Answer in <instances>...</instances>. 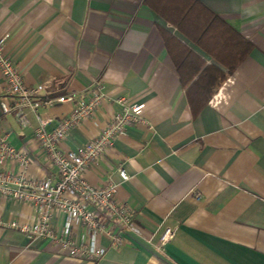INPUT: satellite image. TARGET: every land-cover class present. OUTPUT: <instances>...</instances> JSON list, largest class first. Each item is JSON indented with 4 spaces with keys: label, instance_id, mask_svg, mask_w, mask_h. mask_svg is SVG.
<instances>
[{
    "label": "crops",
    "instance_id": "0c3cea01",
    "mask_svg": "<svg viewBox=\"0 0 264 264\" xmlns=\"http://www.w3.org/2000/svg\"><path fill=\"white\" fill-rule=\"evenodd\" d=\"M198 1L248 40L251 50L191 117L156 28L217 64L142 0H0V41L24 85H42L41 100L75 98L40 108L48 131L96 84L103 89L104 100L91 118L70 129L62 152L96 137L120 98L142 104L145 121L117 135L85 174L101 187L108 179L119 182L117 169L125 172L117 199L132 210L136 232L125 234L119 246L99 239L106 254L97 261L75 260L51 241L12 227L35 223L36 213L0 195V264H264V0ZM10 102L0 73V103ZM25 111L22 127L0 107V135L29 160L25 168L7 163L4 169L55 181L57 169L35 140L38 123ZM67 224L68 237L80 242V224L54 212L57 232ZM166 228L173 235L157 249Z\"/></svg>",
    "mask_w": 264,
    "mask_h": 264
},
{
    "label": "built area",
    "instance_id": "2783aa9c",
    "mask_svg": "<svg viewBox=\"0 0 264 264\" xmlns=\"http://www.w3.org/2000/svg\"><path fill=\"white\" fill-rule=\"evenodd\" d=\"M3 43L1 40L0 73L5 83V94L11 102L0 103L1 110L4 114L13 113L22 127L27 125L25 110L33 113L38 123L35 140L58 174L54 181L49 177L35 180L24 174L7 172L4 169L7 163L25 168L29 160L25 152L16 150L10 144L7 135H0V195L31 205L37 216L33 224L14 223L11 226L30 239L51 241L72 259L97 261L106 254V248L99 243V239H107L110 245L119 246L124 235L136 232V229L132 210L117 199L119 184L127 180L125 172L117 169L119 182L108 179L101 187L91 185L85 174L106 155L117 135L131 125L145 122L142 118L143 105L125 98L118 99V111L96 137L76 150L62 152L60 145L70 129L91 118L104 100L102 87L96 84L86 98L78 100L68 117L48 131L46 126L49 121L41 118L40 108L54 103H71L75 100L74 96L41 100L40 95L45 88L42 85L33 88L24 85L19 67L4 53ZM56 211L65 214L68 221L80 224L85 233L80 242L68 237V224L65 232L55 230L53 214ZM172 235V229H164L157 239L156 248L162 249Z\"/></svg>",
    "mask_w": 264,
    "mask_h": 264
},
{
    "label": "trees",
    "instance_id": "16d2710c",
    "mask_svg": "<svg viewBox=\"0 0 264 264\" xmlns=\"http://www.w3.org/2000/svg\"><path fill=\"white\" fill-rule=\"evenodd\" d=\"M142 4L219 66L206 63L173 35L156 28L184 91L191 117H195L249 54L251 44L198 0H142Z\"/></svg>",
    "mask_w": 264,
    "mask_h": 264
}]
</instances>
